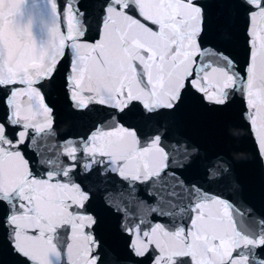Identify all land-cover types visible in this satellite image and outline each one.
Returning <instances> with one entry per match:
<instances>
[{"label":"snow or ice","instance_id":"6c2138e0","mask_svg":"<svg viewBox=\"0 0 264 264\" xmlns=\"http://www.w3.org/2000/svg\"><path fill=\"white\" fill-rule=\"evenodd\" d=\"M0 264H264V0H0Z\"/></svg>","mask_w":264,"mask_h":264},{"label":"water","instance_id":"95a60500","mask_svg":"<svg viewBox=\"0 0 264 264\" xmlns=\"http://www.w3.org/2000/svg\"><path fill=\"white\" fill-rule=\"evenodd\" d=\"M247 138H246V132L244 131L243 128H241L240 130V139L229 144V145H225V147L227 148H244L247 147Z\"/></svg>","mask_w":264,"mask_h":264}]
</instances>
